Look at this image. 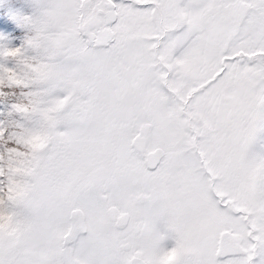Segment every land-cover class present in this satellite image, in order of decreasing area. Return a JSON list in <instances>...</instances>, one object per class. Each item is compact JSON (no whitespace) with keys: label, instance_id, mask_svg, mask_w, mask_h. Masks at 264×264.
Wrapping results in <instances>:
<instances>
[{"label":"snow or ice","instance_id":"1","mask_svg":"<svg viewBox=\"0 0 264 264\" xmlns=\"http://www.w3.org/2000/svg\"><path fill=\"white\" fill-rule=\"evenodd\" d=\"M0 19V264H264V0H32Z\"/></svg>","mask_w":264,"mask_h":264},{"label":"rangeland","instance_id":"2","mask_svg":"<svg viewBox=\"0 0 264 264\" xmlns=\"http://www.w3.org/2000/svg\"><path fill=\"white\" fill-rule=\"evenodd\" d=\"M32 0H0V19L5 20L16 28L17 32L22 31L16 25V17L21 14H27L31 12ZM0 35L11 38V34L0 32Z\"/></svg>","mask_w":264,"mask_h":264}]
</instances>
